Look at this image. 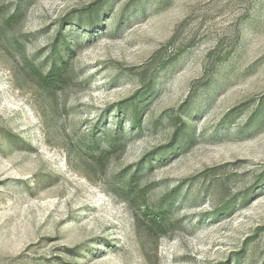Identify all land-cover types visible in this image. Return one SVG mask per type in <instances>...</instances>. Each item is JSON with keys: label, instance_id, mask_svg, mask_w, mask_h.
<instances>
[{"label": "rangeland", "instance_id": "1", "mask_svg": "<svg viewBox=\"0 0 264 264\" xmlns=\"http://www.w3.org/2000/svg\"><path fill=\"white\" fill-rule=\"evenodd\" d=\"M0 264H264V0H0Z\"/></svg>", "mask_w": 264, "mask_h": 264}]
</instances>
